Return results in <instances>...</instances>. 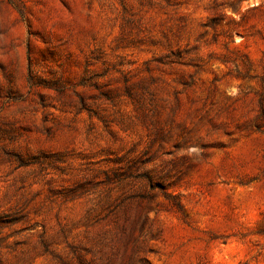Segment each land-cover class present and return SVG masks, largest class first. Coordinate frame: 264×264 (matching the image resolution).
<instances>
[{
    "label": "rangeland",
    "instance_id": "rangeland-1",
    "mask_svg": "<svg viewBox=\"0 0 264 264\" xmlns=\"http://www.w3.org/2000/svg\"><path fill=\"white\" fill-rule=\"evenodd\" d=\"M0 264H264V0H0Z\"/></svg>",
    "mask_w": 264,
    "mask_h": 264
}]
</instances>
